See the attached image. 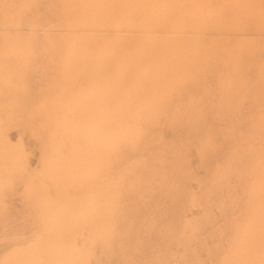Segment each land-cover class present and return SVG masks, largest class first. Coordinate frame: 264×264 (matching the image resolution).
<instances>
[{
    "label": "rangeland",
    "instance_id": "rangeland-1",
    "mask_svg": "<svg viewBox=\"0 0 264 264\" xmlns=\"http://www.w3.org/2000/svg\"><path fill=\"white\" fill-rule=\"evenodd\" d=\"M11 1L12 0H10V1L9 0H3V1L1 0V2H0V4L4 6L3 7L0 5V9L2 8L1 9L2 11H0V12L3 13V14L0 13V26L5 27V28L2 27L3 30L0 27V29H1L0 33L3 35L2 36L0 34V45H1L0 54L1 53L3 54V55L2 54L0 55V58H1L0 59V114H2V115H0V118H1L0 124L6 125L9 122L8 124L10 125V126L6 125L8 127H6L5 125L0 127L1 129H4L3 131H0V139L5 141V143H4V141H2L3 142L2 143L0 140V207H1L0 208V229L1 228L6 229V231L4 229L0 230L1 231V233H0V247H2V248H0V250H1L0 251V264H91V261H94L93 264H96V262L98 260H99L98 261L99 264L103 260L104 261L102 264H108V263L109 264H211V263L212 264H214V263H216V264H238V263L239 264H252L253 263V261H252L253 257H252V255L250 256V253L247 252V250H246L249 247L248 242H246L244 244L245 247L243 249H241V250H239L233 254L232 253L229 254V251L233 248H236V250H237V247H239V245L237 244V241H236L237 237L242 235V234H246V232L240 233V229L243 228L244 223L248 217L246 211H247V207L251 203L248 190L251 188L250 184H251L252 178H249V177L255 176L254 173L256 172V168L258 166H254V162H255L254 160L258 161V159H260V156H262V153H263V152H261V150H263V147H264V143H262V142H264V135H263L264 132L261 130L263 128L262 122H264V119H263L264 118V110H262L264 107V28H262L264 25V10L262 9V8H264L263 4L261 3L262 5L260 6V2H258L257 0H254V1L251 0L252 2L251 1L249 2L248 0H237L236 1L237 3H235V0H234L235 5L232 4V5H234L233 7H231L232 5L230 7L229 6L227 7L226 5H223L224 6L223 7L221 5V8L223 7L224 10L227 11V13L232 11L234 8V10L232 12H230L229 15L230 16L234 15L233 19L236 18V20H237V21H234V24L237 26H235L234 24H231V23H233V19L228 15L229 18L231 19V22H230L231 25H230V29L227 28V26L229 25V21H228L229 18H228V16H226L227 14H225L226 11L224 13V11H222L223 8H222V10L220 8L218 10L215 9L217 12L219 11V14L221 13V15H224V16L219 15L220 18L218 19V25L215 26L219 30L216 29V31H214L213 28L211 29L209 27L208 31H207V29L204 30V33L202 35V38H204V39H203V41H201L202 43L201 44L197 43V45L191 47V49H193L192 53H191V51H188V49H186L188 58H190L191 55L192 56L194 55L195 61H193V62L190 61V63L192 62V64H191L192 66H189V69L186 71L185 74L180 75V76H183V77H181L183 80L180 83H178L172 87V89L168 92V93H170V95L166 94V96H164L162 100L152 102V105H151L152 111L150 113L151 115L150 114L148 116L146 115L147 117H144V120H145V118H147L146 122L140 123L142 133H141V136L139 139V147H138L137 152L134 153L131 157H129V156L125 157V159H124L125 162L122 161V163L119 162L120 164L118 163V164L110 167L111 174L115 173V172L117 173V171L119 172L121 170V167H122V169L131 167L130 171L135 176V179L137 178V176H138V178H137L136 182L134 181L132 183H129V185L126 187L125 193H123L124 196H123V194L121 195L122 202L121 201L119 202V204H118L119 207H117L115 209L114 213L112 214V216H113L112 221L114 223L113 224L114 225V227H113L114 233H113L112 237L109 239L110 245L106 247L104 230H105V223L108 219L105 217V214H104L103 201H102V195H101V185L103 183L105 170H104V166L100 165L101 153H102V146L100 145V141H101L100 135L103 133L104 128H105V125H104L102 120H104L105 108H106V106H104L105 104H104L103 96L106 93V88H102L103 92H100V89L99 90L98 89L97 90H95V89L87 90L86 88H83L84 87V86H82L84 83L83 81L86 80V77L88 79L89 76H93V74H94V71H92V70H88L89 72H87V70L75 71L76 68H78L83 61H85V57L83 59V57L81 56L80 59L76 60L74 63L72 62L73 64L71 63L72 66L70 64L69 65L70 67H68V62L66 64V62H64L62 60V57L59 60L60 53L62 52V50L66 46L65 42L74 40V37H82L81 36L82 34L85 35L84 30L82 28L75 27L78 29L73 28L75 30L71 29L72 33L67 32L65 30L66 27H63V26L58 24V19H56L57 21L54 20L55 17L59 18L60 13H62V11H63L62 10L63 7H61V5H60L62 3V0H55V1L52 0L51 2H50V0H37V1L31 0V2H30V0H26V6L22 7L21 9H19V5H20L21 0H19V1L13 0L12 2ZM53 1H54V4H53ZM58 1L61 3L59 4ZM243 1H244V4H242ZM218 2H221V4H222L224 2V0H223V2H222V0H218ZM232 2H233V0H232ZM246 2L249 4L250 3L253 4V2H254V4H255V2H258V3H256L257 5L253 4L254 6H252V4H250L251 5L250 6L248 4L246 5ZM32 3H33V5L35 4L34 6L36 8H39V9L35 10L34 9L35 7H33ZM5 4H7L8 7ZM57 4H58V6H54ZM242 5H244V6H242ZM258 5L261 8V11H262L261 14H259L258 10H260V8H258ZM50 6H51V8H50ZM212 6L216 7L215 3H213ZM235 6L238 7L239 9L236 8ZM246 6H249L248 9ZM53 7H54V10L52 9ZM49 8H50V10H49L50 13L48 11ZM242 8L244 11L242 10ZM252 8H254V9H252ZM30 9H32V10H30ZM251 9L255 13H253L251 11ZM5 10H7V12ZM14 10H16V12ZM24 10H26V11L24 12ZM28 10H30V11H28ZM56 10H57V12L54 13ZM237 10H239V11L241 10V11L237 12ZM245 10H246V13H245ZM31 11H32V13H31ZM45 11H47V12H45ZM222 12L224 14H222ZM243 12L245 13L244 15H242ZM24 13H26V14H24ZM37 13H39V14H37ZM238 13H239V15L237 16ZM20 14H21V16H20ZM28 14H30V15L28 16ZM31 14H34L33 17L31 16ZM35 14H36V16H35ZM50 14H51V16H50ZM53 14L56 16L54 17ZM262 14H263V16H262ZM22 16H24V17H22ZM225 17H227V18H225ZM238 18H240V19L238 20ZM34 19H35V21H34ZM47 19H48V21H47ZM49 19H50V21H49ZM21 21H22V23H21ZM23 21H25V22H23ZM54 21L56 22L57 25L54 24ZM30 22L32 24L33 23L34 24L31 25ZM2 23H3V25H2ZM50 23H51V25L52 24L53 25L52 26L49 25ZM24 25H25V27H24ZM39 25H41L42 27ZM27 26H30V27L27 28ZM31 26H33L32 27L33 29L31 28ZM233 26L237 27L238 29L237 28L233 29L232 28ZM34 27L37 29L34 30ZM46 27H48V28H46ZM50 27H52V28L50 29ZM223 27H224V30L227 28L226 29L227 31L225 30L227 33L223 30ZM241 27H244V29ZM30 28H31V30H30ZM57 28H59V29H57ZM4 29H5V31H4ZM106 29H107L106 30L107 32L104 29H100L96 34L101 36V35H105L107 33L105 36L108 39L113 35V33L111 32V30H112L111 28H106ZM228 29L231 32L228 31ZM235 29L239 32H237ZM15 30H17L18 32H20V30H21L22 32H20L21 33L20 34V33H17V31H15ZM55 30L57 32L58 31L59 32L57 33ZM7 31L9 33H7ZM10 31H12V32H10ZM23 32H24V35H22ZM60 32H61V34H59ZM64 32H65V35H64ZM81 32H83V33H81ZM102 32H105V33L103 34ZM212 32L214 34H212ZM224 32L226 34H224ZM236 32L239 34L241 32L242 36L240 37L239 34H237ZM3 33H5V34H3ZM66 33L68 34L67 36H66ZM45 34H47V35L49 34V36H47ZM58 34H59V37H62V38H59ZM76 34H78V35H76ZM254 34H256V35H254ZM8 35H9V37H8ZM15 35H17V36H15ZM21 35L23 38L21 37ZM50 35H52L53 37L52 36L50 37ZM230 35H231V37H230ZM4 36L7 39H5ZM63 36H64V38H63ZM71 36H73V37H71ZM1 37L4 39V41H3V39H1ZM56 37H58V38H56ZM236 37H238V38H236ZM95 38L97 39L98 37H95ZM244 38H246V39H244ZM9 39H10V42H9ZM58 39L60 41H58ZM47 40H49V47H51V48L48 47V41ZM45 41H47V42H45ZM56 41H58L59 44H58V42L56 43ZM26 42L27 43L30 42V44H29L30 46ZM206 42L208 44H206ZM12 43H14V44H12ZM22 43H24V44H22ZM46 43H47V45H46ZM218 43H219V45H218ZM31 44H33V46H31ZM209 44H211V45H209ZM17 45H19V46L17 47ZM44 45H45V47H44ZM10 46H12V49L10 51H6V49H8ZM53 46L55 47V50L53 49ZM28 47L32 50H30ZM206 47H208L207 50H206ZM1 48H3V49H1ZM26 48L28 51L26 50ZM57 48H59V49H57ZM45 51H46V53H45ZM4 52H5V54H4ZM6 52L8 54L9 53L10 54L8 55ZM26 53H28L29 55L31 54V56L27 55ZM18 54H19V56H18ZM23 54H25L26 57H24ZM44 54H46V55H44ZM232 54H233V57H232ZM229 55H231V56H229ZM51 56H53V59L51 58ZM54 57H55V59H54ZM227 58H229V59H227ZM6 59H8V60H6ZM11 59H13V60H11ZM14 59L17 62H15ZM23 59L26 61L28 59L29 60L27 62H25V61H23ZM1 60H2V62H1ZM21 60L23 63L19 62ZM53 60L54 61L56 60L57 63H61V65L56 63L58 65V67L60 66L59 68L54 67L55 62ZM231 60H232V62H231ZM7 61H10V62L7 63ZM222 61L225 63L223 64ZM51 62H53V63H51ZM10 63H11V65H9ZM16 63H18V65H15ZM63 63H64V65H62ZM214 63H215V66H214ZM222 65H224V66H222ZM227 65H229V66L226 67ZM28 66H30V67H28ZM222 67L224 69H222ZM230 67H232V68H230ZM12 68H14V69H12ZM67 68H68V70H67ZM20 70H21V72H20ZM225 71H226V73H225ZM15 72H17V73H15ZM206 73H208V74H206ZM77 74H79V75H77ZM222 74H224V75H222ZM85 75H86V77H85ZM219 75H222V76H219ZM180 76H178V77H180ZM178 77H176V79ZM222 77L224 79L226 77H228V78H226V80L224 81V79ZM17 79H18V81H17ZM21 79L24 81L22 82ZM64 79H66V80H64ZM218 79H220V80H218ZM12 80H14V81H12ZM217 80L219 83L217 82ZM65 81H67V82H65ZM19 82H21V84ZM208 82H210V84ZM211 82L213 85L211 84ZM53 83H54V85H53ZM71 83H73V84H71ZM202 84H204V85H202ZM226 84H228V85H226ZM1 85H3V86H1ZM49 85H52V86H50L47 90V86H49ZM218 85H220L221 88ZM159 86H158V88H159ZM215 86H216V88L218 86V88H217L218 91L221 90L220 94L217 93L218 91L216 90ZM229 86H230V88L227 89V87H229ZM3 87H5L6 90H8V91H6L5 88H3ZM25 87L28 90L25 89ZM45 88H46V90H45ZM17 89L19 91H16ZM222 89L225 92H222ZM25 90L28 93H26ZM43 90L45 91L46 94H44ZM49 90H50V92H49ZM210 91H211V93H210ZM48 92L50 94H47ZM205 92L208 94H206ZM213 92L216 94V96H218V95H221V96L224 95V96L223 97H221V96L216 97ZM18 93H20V94H18ZM102 93H103V96H102ZM23 94H27V95H23ZM227 94H229V96ZM46 95H47V99H46ZM206 95L211 96V97L208 96L211 101H213V99H214L213 104H211V101L208 100L209 99L208 97H205ZM212 95H213V97H212ZM40 96L44 97L43 100L41 99ZM167 96H169V97L167 98ZM22 97H26V98L23 99ZM48 97H50V98H48ZM220 98H223L222 100L225 103V105H224L225 108H223V106L221 107V105H223L224 103H223V101H221ZM224 99H227V100H224ZM198 100L200 103L198 102ZM219 100H220V103H218ZM203 101H205V103ZM177 102H178V104H177ZM227 102H228V104H227ZM39 103H40V105H39ZM193 103H194V105H192ZM21 104H23V105H21ZM42 104H43V106H41ZM75 104H77V105H75ZM230 104H232V105H230ZM175 105H176V107H175ZM195 105H196V107H195ZM197 105H199V107ZM217 105L221 107L220 108L221 112H219L220 109H218L219 107ZM227 105L230 106L229 107L230 109H227L228 108ZM17 106H19V108ZM25 106H28V107L25 108ZM37 106H39L37 109L39 111H35ZM40 106L42 107L44 112H42V110L40 109L41 108ZM1 107H3V108L1 109ZM5 107L9 108V109H6ZM180 107L182 109L183 108L187 109L190 107L189 110L192 108V109H194V111L196 110V112L193 113V110H190V111H192V112H190L187 109L188 112L185 111V113H184V111ZM21 108L23 111L21 110ZM173 108H175V109L172 110ZM176 108L180 109V110L177 109L179 117L176 116L177 114H174L177 112ZM197 108H200V109H197ZM30 109H33V110H30ZM78 109H79V111H78ZM1 111H3V112L5 111L7 113L4 114ZM31 111L34 114L37 112V114L34 115ZM179 111H181V112H179ZM25 112H27L29 114V116ZM15 114H18V115H15ZM41 114L43 117L41 116ZM172 114L175 115L176 118ZM189 115H190V117H189ZM219 115H221V116H219ZM1 116H3V117H1ZM8 116H10V117H8ZM20 116H22V117H20ZM96 116H97V118H96ZM167 116H169L170 119H168ZM185 117H186L187 121L185 120ZM261 117H262V119H261ZM16 118L18 119L19 122L17 121ZM182 118H184V121ZM19 119H21V120H19ZM25 119H27V120L25 121ZM30 119H32V120H30ZM38 119L40 121H38ZM176 119H178V121H176ZM9 120H11L12 122ZM29 120H30V122H29ZM35 120H37V121H35ZM67 120L68 121L74 120V124H77V134H78L79 138L76 137L75 141L72 139V144L74 146L77 145L75 147H79L78 149L80 151L83 150L82 152H86V148H87V144H86L87 140L86 139L89 136H95V135L98 136V140L95 142V146L93 147V150H95V152L97 154L96 158L99 161V166H51L49 164V160H50V158H52L51 154L58 155L61 158H64V156H62V155L71 147V146H69V143H68L70 141V139L68 141L66 140V141L60 142V140L62 139L63 133H64L63 129L68 128V125L65 123ZM90 120L94 123V125H92L93 129L91 128V129H87L84 131L82 125H86ZM221 120H222V122H221ZM20 121H22L23 123L25 122V125L27 127ZM75 121H77V122H75ZM171 121L173 124L170 123ZM179 121H181V122H179ZM188 121H190V122H188ZM2 122L3 123L5 122V123L3 124ZM95 122H96V124H95ZM168 122H169V125H168ZM175 122H177V123H175ZM28 123L30 124V126ZM37 124H39V125L36 126ZM16 125L19 127V129ZM44 125H46L47 128ZM166 125L169 126V128ZM174 125H175V129H174ZM13 126L15 128L14 132H13V130H14ZM31 126H33L35 129L34 128L31 129ZM42 126H44V127H42ZM163 126H166V127H163ZM251 126H253V127H251ZM171 127H173L174 130H172ZM12 128H13V130H12ZM30 129H31V131H29ZM36 129L38 131H36ZM8 130H9V132H8ZM16 130L19 132L16 133ZM32 130H33V132H32ZM161 130H163V131L160 132ZM20 132H22L23 136L20 134ZM30 132H32V134H30ZM8 133L9 134L11 133L9 135V137L11 136L10 138L8 136H6V135H8ZM24 133H25V135H24ZM33 134H38V135H35V138L38 139L39 141L32 139V137L34 138ZM212 134H214V135L212 136ZM80 135H81V137H80ZM21 136L24 137V139L26 140L25 142L23 141L24 139L20 140ZM28 136H31V137H28ZM207 136L209 137L210 142L208 140H206ZM250 136H252V137H250ZM38 137H40L41 139ZM58 137H59V139H57ZM152 137H154V138H152ZM156 137H157V139H156ZM249 137L251 138L252 141H250ZM203 138H205V140L208 143L206 141H204ZM6 140L9 141V142L7 141L8 144H6L7 143ZM145 140H148V141L145 142ZM157 140H160V141H157ZM154 141L156 142V144ZM230 141L232 143H230ZM239 141H241V142H239ZM244 141H246V145L248 147L244 144L245 143ZM22 142H24L25 144H22ZM35 142H36V144H34ZM157 142L158 143L160 142V143L158 144ZM205 142L210 146L208 147ZM234 142H235V144H234ZM56 143H58V145L52 153V151L50 149L52 147H54L56 145ZM203 143L205 144L206 147L203 145ZM241 143H243L245 145V147L244 146L242 147L240 145ZM21 144H22V146H21ZM39 144H41L43 147H41V145H39ZM232 144H233V146H232ZM252 144H254V145H252ZM5 145H6V147L8 145V147L4 148ZM29 145H31V146H29ZM143 145H144V147H143ZM152 145H154V146H152ZM211 145H212V147H211ZM15 146L18 147L17 150H16ZM20 146H21V148H19ZM23 146H25V147H23ZM201 146L203 148L202 151H201ZM249 146L251 149L255 147L253 150V153H254L253 157L254 158H252V156L246 155L245 157H243L239 160H232V156L235 153L240 151V149L245 151L247 148H249ZM10 147L12 149H10ZM142 147L144 148V150ZM240 147H242V148H240ZM260 147H262V148L260 149ZM23 148H24V150H23ZM187 148H189V149L192 148V151L190 149L191 156H192V153H195L196 158L194 157V155L192 156L193 158L190 156V154H189L190 151L186 152V150H188ZM250 148L247 150L248 151L251 150ZM25 151H27V152H25ZM185 153H186V155H185ZM187 153H188V156H187ZM6 154H7V156H6ZM24 154H26V156ZM198 154H200V155H198ZM39 156H40V158H39ZM184 156H186V157L183 158ZM83 157H85V155H83ZM144 157H146V158L148 157V158L146 159ZM11 159L14 160L13 166L10 164ZM32 159H33V161H32ZM132 159H138L139 161H141L142 165L144 164L146 166H144V168H142V165L141 166H125V163L127 164V162H129V160H132ZM145 159L148 160L149 163L152 161L149 164L151 169H152L151 166H153V169L150 172H149V170H150L149 165L147 164L148 161H146ZM156 160L157 161L159 160V161L157 162ZM23 163H25V164H23ZM45 163L48 164V166H42V164H45ZM31 164H33V165H31ZM153 164H155V165H153ZM22 166H24L25 168ZM160 166H162V167H160ZM216 166H218V168H220V171L217 170ZM158 167L160 168V171L157 170ZM252 167H253V170H250ZM26 168H28V169L26 170ZM39 168H41V169H39ZM61 169H62V171H61L62 173L60 172ZM144 169H146L147 171H145ZM162 169H164L163 172H161ZM91 170L93 172H91ZM39 171H40V173H39ZM139 171H141V172L145 171V172L141 173ZM25 172H29V173H25ZM151 172L152 173L154 172L153 175L151 174ZM249 173H253V174H251L253 176H250ZM11 174H13V175H11ZM142 174H143V176L144 175H147V176L143 177ZM14 175H16V176L14 177ZM20 175H24V176L20 177ZM38 175L40 176V178ZM44 175H45V177H44ZM247 175H249V176H247ZM212 176L213 177L215 176L216 178L215 177L212 178ZM219 176H223V177L227 176L226 181L224 180L222 182H219L218 181ZM33 177H35L34 180L32 179ZM189 177H191V178H189ZM185 178H187V179H185ZM35 179H36V182H35ZM139 179L143 180L144 182L143 181L141 182ZM213 179L216 180V182ZM206 180H207V182H206ZM130 181H133V180H130ZM158 181H159V183H158ZM162 181H163V183H161ZM25 182H26V184H25ZM67 182H69V183H67ZM249 182H250V184H248ZM23 183L25 186H23ZM140 183H141V185H140ZM14 185H16V186H14ZM37 185L42 186L43 189L40 187H37ZM34 186H36V187L34 188ZM140 187H142L143 189ZM160 187H162V188H160ZM22 188H25V189H22ZM19 189H22V190L20 191ZM17 190H19V191H17ZM30 190H31V192H30ZM68 190H70V191H68ZM135 190L138 192H136ZM145 190H147V191H145ZM148 191H150V192H148ZM195 191H197V192L194 193ZM22 192H24V193H22ZM134 192H135V194H134ZM142 192H143V194H142ZM15 193H18V195L17 194L15 195ZM21 193H22V195L24 194V197L21 195ZM27 193L29 194L28 196H27ZM128 194H129V196H128ZM132 194L134 196H132ZM141 194H142V196H140ZM144 194H145V196H144ZM244 194H246V195H244ZM247 194H248V196H247ZM20 195H21L22 199H25V200H23L25 204L23 203V201H21L22 199H21ZM17 196H19L20 199L17 198ZM13 197L15 200H17V199L18 200L15 201L13 199ZM30 197H32V198H30ZM50 197H51V199H50ZM133 197H134V199H133ZM26 199H28L27 202H26ZM60 199H61V202H60ZM197 199H198V202H196ZM5 200H6V202H5ZM144 200H146V201H144ZM7 201H8V203H7ZM202 201H203V204H201ZM199 202H200V204H198ZM246 202H247V205L245 204ZM195 203H197L198 205H195ZM133 204L134 205L136 204V205L133 206ZM190 204H192V205H190ZM244 204H245V206H244ZM7 205L10 207L13 206V208L9 207L10 210H8ZM21 205H23V209L25 211L22 209ZM29 206H30V208H29ZM193 206H198V207H193ZM129 207L131 208V210ZM134 208L135 209L138 208L140 210H138V209L135 210ZM18 209H21V210L18 211ZM123 209H125V210H123ZM194 209H195V211H194ZM241 209H242V211H241ZM133 210H134V214L132 213ZM137 210H138V212H137ZM12 211H13V213H12ZM22 211H24V213ZM144 211H145V213H144ZM183 211H185V212H183ZM181 212H183V213H181ZM242 212H243V214H242ZM91 213H93V214H91ZM116 213L118 215H116ZM131 213L135 216L134 217L131 216L132 215ZM8 214L12 215V216H9ZM119 214H122V215L125 214V215L122 216ZM189 214H191V215H189ZM8 217L9 218L11 217L12 220L8 219ZM23 217H25V218L23 219ZM30 217L32 220L30 219ZM104 217H105V219H104ZM111 217H110V219H111ZM161 217H163L166 220H164L163 218L161 219ZM16 218L17 219L20 218L19 220L21 222L19 220H17ZM110 219H109V221H110ZM8 220H10L12 222L10 223V221H8ZM16 220H17V222H16ZM22 220H23V222H22ZM28 220L30 222H28ZM118 220H119V222H118ZM120 220H122V222ZM159 220H161V221H159ZM186 220H187V222H186ZM131 221H133V222H131ZM137 221H138V223H137ZM155 221H157V222H155ZM231 221H234V223ZM31 222L33 225L31 224ZM158 222H161V223L158 224ZM186 223H188V224L186 225ZM226 223L228 225L227 228H229V225L231 227L232 224H233V226H232L233 228L224 229V227L227 226ZM4 224H6V225H4ZM23 224H24V226H23ZM28 224L30 226L32 225L31 228H29L30 226ZM161 224H162V226H159ZM12 225H14V226L12 227ZM130 225H131V229L128 228ZM134 225H135V227H134ZM33 226H35V227H33ZM184 226L190 227V228H186ZM116 227H117V229H116ZM22 228H23V230H22ZM27 228L29 231L26 232ZM127 228H128V230H127ZM180 228H182V229L180 230ZM183 228H186V229H184L185 233H184ZM24 229H26V230H24ZM188 229H190V232L189 231L186 232ZM230 229H231V231H230ZM2 230H3V232H2ZM33 230H34V232H33ZM115 230H116V232H115ZM130 230H132V231L130 232ZM232 230L235 231L236 234H234V232ZM4 231H5V233H4ZM84 231L86 233H84ZM138 231H140V232H138ZM181 231L183 234L181 233ZM23 232H25V233H23ZM179 232H180V234H179ZM10 233H11V235H10ZM18 233H20V234H18ZM21 233H23V234H21ZM12 234H14V236ZM87 235H89V236H87ZM194 235H195V237H194ZM5 236H6V238H5ZM23 236H24V238H22ZM230 236H231V238L234 236V238H232L233 241L230 240L231 239ZM18 237H20L22 240L24 239V241H22L20 238L18 239ZM75 237L78 239H75ZM80 237L82 239H84V241L86 240L85 244L83 241H81L82 239ZM88 237H90V238H88ZM14 238H16V239H14ZM60 239H62V240H60ZM16 240H18V241H16ZM5 241H7V242L5 243ZM229 241H231V242H229ZM19 242H20V244H19ZM129 243H131V246ZM32 244H34V245L32 246ZM89 245H91V246H89ZM4 246H6V247H4ZM95 246L100 247L101 249L96 248ZM110 247H111V249H110ZM78 248H80V249H78ZM81 248L83 251L81 250ZM179 248H180V250H179ZM225 248H226V250H225ZM161 250H163V251H161ZM65 251H66V253H65ZM101 251H103V252H101ZM98 253H99V255H98ZM181 253H182V255H181ZM217 253H219V254H217ZM100 254H101V257H100ZM113 254H114V256H113ZM173 254H176V255L173 256ZM219 256H220V258H219ZM95 257L97 258L96 260H95ZM163 257H164V259H163ZM89 259L91 261H89ZM221 260H223V261H221ZM217 261H218V263H217ZM105 262H108V263H105Z\"/></svg>",
    "mask_w": 264,
    "mask_h": 264
},
{
    "label": "bare ground",
    "instance_id": "bare-ground-1",
    "mask_svg": "<svg viewBox=\"0 0 264 264\" xmlns=\"http://www.w3.org/2000/svg\"><path fill=\"white\" fill-rule=\"evenodd\" d=\"M3 1V0H2ZM10 1V0H9ZM13 1V0H12ZM11 1V2H12ZM19 1V0H17ZM34 1H37V0H34ZM52 0H50L51 2ZM55 1V0H54ZM54 1H53V4H54ZM237 0H235V3ZM249 2L251 0H248ZM254 1V0H253ZM258 2H260V6L263 4L264 6V0H257ZM262 1V2H261ZM1 2V0H0ZM5 2V1H4ZM15 2V1H14ZM31 2V0H30ZM59 2V1H58ZM57 2V3H58ZM223 2V0H222ZM240 2V1H239ZM252 2V1H251ZM258 2H253L254 5H257L256 3ZM8 3V2H7ZM61 2H59L60 4ZM215 3V6L216 7H213L212 4ZM262 3V4H261ZM232 4H234V0L232 2V0H224V2L221 4V2H218V0H62V3L60 4L61 7H63V11L62 13H60V16L59 18H56L54 15V20L58 19V24L63 26V27H66L65 30L67 32H71V29L75 28V27H79V28H82L84 30V34H82L81 36L82 37H74V40L72 41H68V42H65V47L64 49L62 50V52L60 53V56H59V60L60 58L62 57V60L64 62H68V67H70L69 65L73 62H75L76 60L80 59V57L82 56L83 59L85 57V61H83L81 63V65L76 68L75 71H78V70H87V72H89L88 70H92L94 71V74L93 76H89L88 79L86 77V80H84L83 82V85L84 86L83 88H86L87 90H90V89H95V90H99L100 89V92H103L102 88H106V95L104 94L103 96V93H102V96L104 98V106H106L105 108V116H104V120L103 123L105 125V128H104V131L103 133L100 135L101 137V141H100V145L102 146V153H101V160H100V165L101 166H104V170H105V173H104V178H103V183L101 185V195H102V201H103V210H104V214H105V217L108 219L105 223V230H104V237H105V245L106 247L110 245L109 243V239L112 237L113 233H114V223L112 221V214L114 213L115 209L118 206L119 202L121 200V195L123 193H125V190H126V187L129 185V183H132V182H136L137 181V178H138V174L136 175L137 178L135 179V176L133 175V173L130 171V168L131 167H128V168H125V169H122L121 167V170L118 172L117 170V173H112L111 174V170H110V167L111 166H114L116 164H118L119 162L122 163V161H124L125 157L129 156L131 157L134 153L137 152L138 150V147H139V139H140V136H141V133H142V129H141V124L142 122H146V119L144 120V117H147L150 113H151V105H152V102L154 101H159V100H162L164 96H166V94H169L168 93L173 86H175L176 84L180 83L183 79L181 77L183 76H180V75H183L186 73V71L189 69V66H192V62L195 61L194 59V55L190 58H188V55H187V50L188 51H191V53L193 52V49H191V47L197 45V43L201 44L203 41L204 38H202V35L204 33V30L207 29L208 31V28L210 27L211 29L213 28L214 31H216V28L215 26L218 25V19L220 18V16H224V15H221V13L219 14V11L217 12L216 10H218L219 8L222 10V8L224 7L223 5H226L227 7L231 6ZM239 4V3H238ZM242 4H244V1L242 2ZM250 5L252 3H247L246 2V5ZM252 4V6H254ZM1 5V4H0ZM7 5V4H5ZM10 5V4H9ZM33 5V3H32ZM35 5V4H34ZM33 5V7H35ZM59 5V6H60ZM221 5L223 6L221 8ZM235 5V4H234ZM234 5H232L231 7H233ZM241 5V4H240ZM3 6V5H1ZM17 6V5H16ZM26 6V0H21L20 1V5H19V9H21L22 7ZM54 6H58L57 5H54ZM244 6V5H242ZM251 6V5H250ZM260 6L258 5V8H260ZM262 6V7H263ZM4 7V6H3ZM8 7V5H7ZM38 7V6H37ZM41 7V6H40ZM236 7V6H235ZM247 9L249 6H246ZM256 7V6H255ZM254 7V8H255ZM51 8V6H50ZM50 8L48 9V11L50 10ZM59 8V7H58ZM238 8V7H236ZM252 8V9H254ZM257 8V7H256ZM255 8V9H256ZM2 9V8H1ZM0 9V11H2ZM33 9V8H32ZM30 9V10H32ZM35 10L39 9V8H34ZM54 10V7L52 8ZM57 9V8H56ZM216 9V10H215ZM239 9V8H238ZM246 9V10H247ZM251 9V11H252ZM264 10V8H262ZM28 10V11H30ZM220 10V11H221ZM228 10V9H227ZM234 10V8H233ZM232 10V11H233ZM243 10V8H242ZM246 10H245V13H246ZM258 10V9H257ZM4 11V10H3ZM7 12V10H5ZM11 11V10H10ZM13 11V10H12ZM16 12V10H14ZM18 11V10H17ZM26 10H24L25 12ZM34 11V10H33ZM224 13L226 10H223ZM230 11V12H232ZM239 10H237L238 12ZM241 11V10H240ZM239 11V12H240ZM244 11V10H243ZM256 11V10H255ZM259 11V14H261V8ZM23 12V11H22ZM36 12V11H35ZM47 12V11H45ZM52 12V11H51ZM57 10L54 12L56 13ZM230 12L226 13L227 14L226 16H228L230 14ZM236 12V11H235ZM234 12V13H235ZM236 12V13H237ZM253 12V11H252ZM1 13V12H0ZM5 13V12H4ZM30 13V12H29ZM32 13V11H31ZM34 13V12H33ZM50 13V11H49ZM48 13V14H49ZM222 12V14H224ZM235 13V14H236ZM243 12L242 15L245 14ZM248 13V12H247ZM255 13V12H253ZM3 14V13H1ZM8 14V13H7ZM26 14V13H24ZM39 14V13H37ZM59 14V13H58ZM233 14V13H232ZM251 14V13H250ZM258 14V13H257ZM258 14V15H259ZM12 15V14H11ZM30 14H28L29 16ZM34 14H31V16L33 17ZM220 15V16H219ZM239 15V13L237 14V16ZM6 16V15H5ZM18 16V15H17ZM16 16V17H17ZM21 16V14H20ZM19 16V17H20ZM36 16V14H35ZM51 16V14H50ZM49 16V17H50ZM230 16V15H229ZM228 16V18H229ZM233 16H230L232 19H233ZM263 16V14H262ZM4 17V16H3ZM24 17V16H22ZM6 18V17H5ZM4 18V19H5ZM35 18V17H34ZM52 18V19H53ZM227 18V17H225ZM235 18V17H234ZM241 18V17H240ZM238 18V20L240 19ZM14 19V18H13ZM17 19V18H16ZM25 19V18H24ZM33 19V18H32ZM38 19V18H37ZM242 19V18H241ZM2 20V19H1ZM12 20V19H11ZM40 20V19H39ZM38 20V21H39ZM5 21V20H4ZM10 21V20H9ZM35 21V19H34ZM37 21V20H36ZM48 21V19H47ZM46 21V22H47ZM50 21V19H49ZM57 21V20H56ZM229 21V25L227 26V28L230 29V25L231 24H234V21H237L236 18L233 19V23L230 24L231 22V19L229 18L228 19ZM25 22V21H23ZM29 22V21H28ZM27 22V23H28ZM244 22V21H243ZM242 22V23H243ZM4 23V22H3ZM2 23V25H3ZM17 23V22H16ZM22 23V21H21ZM237 23V22H236ZM25 24V23H24ZM31 25H33L31 22H30ZM29 24V25H30ZM40 24V23H39ZM54 24H56V22L54 21ZM18 25V24H17ZM51 25V23L49 24ZM53 25V24H52ZM51 25V26H52ZM235 25V24H234ZM23 26V25H22ZM41 26V25H39ZM237 26V25H235ZM1 29L3 30L2 27L4 26H0ZM10 27V26H9ZM14 27V26H13ZM17 27V26H16ZM21 27V26H20ZM25 27V25H24ZM30 26H27V28H29ZM33 26H31L32 28ZM36 27V26H35ZM34 27V30L37 29ZM42 27V26H41ZM54 27V26H53ZM59 27V26H58ZM62 27V28H63ZM5 28V27H4ZM8 28V27H7ZM15 28V27H14ZM30 28V30H31ZM39 28V27H38ZM48 28V27H46ZM52 27H50L51 29ZM106 28H111V32L113 33V35L110 37V38H106V34L105 35H97L96 33L100 30V29H104L105 31L107 30ZM226 28V29H227ZM233 29L234 28H237V27H232ZM231 28V29H232ZM244 29V27H241ZM264 28V25L263 27ZM0 29V30H1ZM19 29V28H18ZM23 29V28H22ZM26 29V28H25ZM33 29V28H32ZM43 29V28H42ZM45 29V28H44ZM55 29V28H54ZM53 29V30H54ZM59 29V28H57ZM64 29V28H63ZM75 29H78V28H75ZM73 29V30H75ZM225 29V30H226ZM228 29V31H230ZM238 29V28H237ZM14 30V29H13ZM29 30V29H28ZM72 30V31H73ZM219 30V29H218ZM223 30H224V27H223ZM224 30V31H225ZM236 30V29H235ZM5 31V29H4ZM9 31V30H8ZM7 31V33H9ZM17 31V30H15ZM37 31V30H36ZM41 31V30H40ZM46 31V30H45ZM56 31V30H55ZM63 31V30H62ZM78 31V30H77ZM76 31V32H77ZM227 31V30H226ZM225 31V32H226ZM237 31V30H236ZM12 32V31H10ZM20 32H22L20 30ZM17 31V33H20ZM33 32V31H32ZM35 32V31H34ZM51 32V31H50ZM53 32V31H52ZM57 32V31H56ZM59 32V31H58ZM57 32V33H58ZM107 32V31H106ZM224 32V34H226ZM231 32V31H230ZM233 32V31H232ZM239 32V31H237ZM236 32V33H237ZM244 32V31H243ZM242 32V33H243ZM260 32V31H259ZM16 33V32H15ZM72 33V32H71ZM70 33V34H71ZM83 33V32H81ZM103 34L105 32H102ZM211 33V32H210ZM234 33V32H233ZM245 33V32H244ZM262 33V32H261ZM1 34V33H0ZM5 34V33H3ZM21 34V33H20ZM19 34V35H20ZM52 34V33H51ZM55 34V33H54ZM61 34V32L59 33ZM59 34H58V37H59ZM63 34V33H62ZM79 34V33H78ZM76 34V35H78ZM212 34H214L212 32ZM239 34V33H237ZM241 34V32H240ZM239 36L241 37L242 34ZM248 34V33H247ZM246 34V35H247ZM259 34V33H258ZM2 35V34H1ZM14 35V34H13ZM24 35V32L23 34ZM21 35V37H22ZM26 35V34H25ZM47 35V34H45ZM64 35H65V32H64ZM68 34L66 33V36ZM74 35V34H73ZM245 35V34H244ZM256 35V34H254ZM260 35V34H259ZM3 36V35H2ZM11 36V35H10ZM17 36V35H15ZM27 36V35H26ZM39 36V35H38ZM49 36V34L47 35ZM52 35H50L51 37ZM61 36V35H60ZM109 36V35H108ZM212 36V35H211ZM225 36V35H224ZM233 36V35H232ZM9 37V35H8ZM33 37V36H32ZM53 37V36H52ZM56 37V38H58ZM73 37V36H71ZM95 37H98L97 39ZM231 37V35H230ZM248 37V36H247ZM5 38V36H4ZM17 38V37H16ZM20 38V37H19ZM23 38V37H22ZM21 38V39H22ZM55 38V37H54ZM59 38H62V37H59ZM64 38V36H63ZM95 38V39H94ZM207 38V37H206ZM238 38V37H236ZM1 39H3L1 37ZM7 39V38H5ZM11 39V38H10ZM10 39H9V42H10ZM25 39V38H24ZM23 39V40H24ZM71 39V38H70ZM69 39V40H70ZM232 39V38H231ZM234 39V38H233ZM246 39V38H244ZM19 40V39H18ZM26 40V39H25ZM24 40V41H25ZM34 40V39H33ZM50 40V39H49ZM49 40L48 41V47H49ZM53 40V39H52ZM64 40V39H63ZM223 40V39H222ZM228 40V39H227ZM240 40V39H239ZM4 41V39H3ZM7 41V40H6ZM22 41V40H21ZM28 41V40H27ZM45 41V42H47ZM55 41V40H54ZM58 41H60L58 39ZM56 41V43L58 42ZM241 41V40H240ZM2 42V41H1ZM232 42V41H231ZM27 43V42H26ZM33 43V42H32ZM55 43V44H56ZM62 43V42H61ZM221 43V42H220ZM224 43V42H223ZM226 43V42H225ZM3 44V43H2ZM14 44V43H12ZM17 44V43H16ZM24 44V43H22ZM28 45L30 44L27 43ZM59 44V42H58ZM57 44V45H58ZM206 44H208L206 42ZM8 45V44H7ZM47 45V43H46ZM56 45V46H57ZM63 45V44H62ZM211 45V44H209ZM219 45V43H218ZM217 45V46H218ZM19 45H17L18 47ZM22 46V45H21ZM30 46V45H29ZM31 46H33V44H31ZM43 46V45H42ZM51 46V45H50ZM200 46V45H199ZM231 46V45H230ZM1 47V45H0ZM45 47V45H44ZM58 47V46H57ZM209 47V46H208ZM206 47V50L207 48ZM216 47V46H215ZM25 48V47H24ZM29 48V47H28ZM51 48V47H49ZM60 48V47H59ZM57 48V49H59ZM3 49V48H1ZM12 49V46H10L8 49H6V51H10ZM30 49V48H29ZM44 49V48H43ZM53 49L55 50V47L53 46ZM25 50V49H24ZM27 50V48H26ZM32 50V49H30ZM2 51V50H1ZM18 51V50H17ZM28 51V50H27ZM42 51V50H41ZM48 51V50H47ZM53 51V50H52ZM195 51V50H194ZM214 51V50H213ZM3 52V51H2ZM57 52V51H56ZM59 52V51H58ZM215 52V51H214ZM220 52V51H219ZM7 53V52H6ZM46 53V51H45ZM53 53V52H52ZM2 54V53H1ZM0 54V55H1ZM5 54V52H4ZM8 54V53H7ZM10 54V53H9ZM8 54V55H9ZM14 54V53H13ZM27 55H29L28 53H26ZM194 54V53H193ZM3 55V54H2ZM46 55V54H44ZM50 55V54H49ZM5 56V55H4ZM12 56V55H11ZM14 56V55H13ZM19 56V54H18ZM17 56V57H18ZM24 57L25 54H23ZM31 56V54L29 55ZM231 56V55H229ZM2 57V56H1ZM28 57V56H27ZM33 57V56H32ZM56 57V56H55ZM54 57V59H55ZM232 57H233V54H232ZM6 58V57H5ZM11 58V57H10ZM14 58V57H13ZM19 58V57H18ZM17 58V59H18ZM30 58V57H29ZM51 58L53 59V56H51ZM57 58V57H56ZM188 58V59H187ZM224 58V57H223ZM231 58V57H230ZM1 59V58H0ZM9 59V58H8ZM6 59V60H8ZM206 59V58H205ZM229 59V58H227ZM10 60V59H9ZM13 60V59H11ZM29 60V59H28ZM27 60V61H28ZM32 60V59H31ZM61 60V61H62ZM15 61V59H14ZM23 61L27 62L26 60L23 59ZM50 61V60H49ZM54 61V60H53ZM190 61H192L190 63ZM2 62V60H1ZM6 62V61H5ZM10 62V61H7V63ZM13 62V61H12ZM17 62V61H15ZM19 62H22L19 61ZM55 62V66L54 67H58L57 64L61 65V63H57L56 60L54 61ZM85 62V63H84ZM223 62V61H222ZM232 62V60H231ZM6 63V64H7ZM23 63V62H22ZM49 63V62H48ZM53 63V62H51ZM57 63V64H56ZM72 63V64H73ZM79 63V64H80ZM190 63V64H189ZM225 62H223L224 64ZM32 64V63H31ZM71 64V66H72ZM78 64V65H79ZM217 64V63H216ZM228 64V63H227ZM11 65V63L9 64ZM15 65H18V63H16ZM57 65V66H56ZM64 65V63L62 64ZM106 65V66H105ZM213 65V64H212ZM105 66V67H104ZM210 66V65H209ZM214 66H215V63H214ZM217 66V65H216ZM224 66V65H222ZM229 65H227L226 67H228ZM18 67V66H17ZM30 67V66H28ZM62 67V66H61ZM104 67V68H103ZM213 67V66H212ZM63 68V67H62ZM198 68V67H197ZM232 68V67H230ZM8 69V68H7ZM14 69V68H12ZM16 69V68H15ZM24 69V68H23ZM104 69V70H103ZM192 69V68H191ZM195 69V68H194ZM222 69H224L222 67ZM11 70V69H10ZM55 70V69H54ZM63 70V69H62ZM68 70V68H67ZM72 70V69H71ZM220 70V69H219ZM13 71V70H12ZM16 71V70H15ZM26 71V70H25ZM193 71V70H192ZM21 72V70H20ZM54 72V71H53ZM56 72V71H55ZM69 72V71H68ZM86 72V71H85ZM215 72V71H214ZM213 72V73H214ZM218 72V71H217ZM17 73V72H15ZM29 73V72H28ZM74 73V72H73ZM76 73V72H75ZM212 73V72H211ZM226 73V71H225ZM224 73V74H225ZM230 73V72H229ZM228 73V74H229ZM89 74V73H88ZM208 74V73H206ZM216 74V73H215ZM219 74V73H218ZM222 74V75H224ZM16 75V74H15ZM79 75V74H77ZM191 75V74H190ZM222 75H219V76H222ZM21 76V75H20ZM55 76V75H54ZM53 76V77H54ZM72 76V75H71ZM180 76V77H178ZM192 76V75H191ZM208 76V75H207ZM206 76V77H207ZM210 76V75H209ZM212 76V75H211ZM214 76V75H213ZM231 76V75H230ZM19 77V76H18ZM22 77V76H21ZM52 77V78H53ZM67 77V76H66ZM176 77H178L176 79ZM25 78V77H24ZM55 78V77H54ZM208 78V77H207ZM220 78V77H219ZM223 78V77H222ZM228 78V77H226ZM226 78L224 79V81L226 80ZM51 79V78H50ZM56 79V78H55ZM78 79V78H77ZM216 79V78H215ZM54 80V79H53ZM63 80V79H62ZM66 80V79H64ZM213 80V79H212ZM220 80V79H218ZM217 80V82H218ZM4 81V80H3ZM14 81V80H12ZM18 81V79H17ZM21 81L23 82L24 80L21 79ZM78 81V80H77ZM50 82V81H49ZM53 82V81H52ZM67 82V81H65ZM216 82V83H217ZM21 84V82H19ZM80 83V82H79ZM210 84V82H208ZM207 83V84H208ZM219 83V82H218ZM229 83V82H228ZM19 84V85H20ZM73 84V83H71ZM212 84V82H211ZM215 84V83H214ZM11 85V84H10ZM23 85V84H22ZM54 85V83H53ZM160 85V86H159ZM204 85V84H202ZM213 85V84H212ZM217 85V84H216ZM228 85V84H226ZM3 86V85H1ZM52 86V85H49L47 86V90L48 88ZM78 86V85H77ZM159 86V88H158ZM211 86V85H210ZM220 88L221 86L218 85ZM217 86V88H218ZM231 86V85H230ZM227 87V89L230 88ZM7 87V86H6ZM11 87V86H10ZM20 87V86H19ZM66 87V86H65ZM71 87V86H70ZM205 87V86H204ZM232 87V86H231ZM2 88V87H1ZM5 88V87H3ZM17 88V87H16ZM216 88V86H215ZM216 88V90H217ZM219 88V89H220ZM20 89V88H19ZM25 89H27L25 87ZM69 89V88H68ZM174 89V88H173ZM203 89V88H202ZM4 90V89H3ZM6 90V88H5ZM14 90V89H13ZM28 90V89H27ZM46 90V88H45ZM76 90V89H75ZM78 90V89H77ZM81 90V89H80ZM226 90V89H225ZM231 90V89H230ZM8 91V90H6ZM16 91H19L18 89ZM26 91V90H25ZM69 91V90H68ZM218 91V90H217ZM216 91V92H217ZM221 91V90H220ZM220 91H218L217 93L220 94ZM227 91V90H226ZM21 92V91H20ZM44 94L45 91L43 90ZM50 92V90H49ZM47 93V94H50V93ZM222 92H225L223 91L222 89ZM221 92V93H222ZM26 93H28L26 91ZM72 93V92H71ZM93 93V92H92ZM98 93V92H97ZM206 93V92H205ZM211 93V91H210ZM214 93V92H213ZM20 94V93H18ZM70 94V93H69ZM173 94V93H172ZM208 94V93H206ZM215 94V93H214ZM213 94V95H214ZM223 94V93H222ZM12 95V94H11ZM23 95H27V94H23ZM22 95V96H23ZM98 95V94H97ZM212 95V97H213ZM229 96V94H227ZM50 96V95H49ZM57 96V95H56ZM209 96V95H208ZM207 95L205 97H208ZM216 96V94H215ZM221 95H218L216 97H219ZM224 95H222L221 97H223ZM11 97V96H10ZM19 97V96H18ZM28 97V96H27ZM41 97V96H40ZM63 97V96H62ZM66 97V96H65ZM169 96H167L168 98ZM211 97V96H209ZM208 97V98H209ZM7 98V97H6ZM23 99L26 98V97H22ZM44 97H41V99L43 100ZM50 98V97H48ZM46 99H47V95H46ZM45 99V100H46ZM64 99V98H63ZM96 99V98H95ZM221 101H223L222 99L223 98H220ZM228 99V98H227ZM227 99H224V100H227ZM40 100V99H39ZM71 100V99H70ZM90 100V99H89ZM175 100V99H174ZM204 100V99H203ZM207 100V99H206ZM205 100V101H206ZM210 100V98L208 99ZM207 100V101H208ZM21 101V100H20ZM48 101V100H47ZM100 101V100H99ZM205 101H203L205 103ZM206 101V102H207ZM211 101V100H210ZM214 101V99H213ZM213 101H211V104H213ZM218 101V100H217ZM216 101V102H217ZM13 102V101H12ZM199 102V100H198ZM231 102V101H230ZM67 103V102H66ZM75 103V102H74ZM89 103V102H88ZM157 103V102H156ZM196 103V102H195ZM200 103V102H199ZM203 103V104H204ZM209 103V102H208ZM220 103V100L219 102ZM217 103V104H218ZM224 103V101H223ZM28 104V103H27ZM45 104V103H44ZM100 104V103H99ZM178 104V102H177ZM183 104V103H182ZM222 104V103H221ZM228 104V102H227ZM10 105V104H9ZM23 105V104H21ZM40 105V103H39ZM77 105V104H75ZM181 105V104H180ZM190 105V104H189ZM194 105V103L192 104ZM191 105V106H192ZM225 103L223 105H221V107L223 106L224 107ZM232 105V104H230ZM43 106V104L41 105ZM40 106V107H41ZM84 106V105H83ZM91 106V105H90ZM182 106V105H181ZM199 107V105H197ZM218 106V105H217ZM216 106V107H217ZM19 108V106H17ZM28 107V106H25V108ZM30 107V106H29ZM39 106L36 107L35 111H39L37 110ZM92 107V106H91ZM176 107V105H175ZM193 107V106H192ZM196 107V105H195ZM201 107V106H200ZM220 109L221 107L218 106ZM227 109H230L229 105H227ZM3 107H1L2 109ZM6 108V107H5ZM35 108V107H34ZM76 108V107H75ZM181 108V107H180ZM190 108V107H189ZM189 108H187L189 110ZM211 108V107H210ZM6 109H9V108H6ZM29 109V108H28ZM27 109V110H28ZM43 111L42 107L40 108ZM87 109V108H86ZM103 109V108H102ZM175 108H173L172 110H174ZM179 109V108H176V110ZM182 109V108H181ZM187 109H182L185 113V111H187ZM197 109H200V108H197ZM15 110V109H14ZM22 110V108H21ZM30 110H33V109H30ZM71 110V109H70ZM75 110V109H74ZM180 110V109H179ZM190 110H193V113L196 112V110L194 111V109H190ZM189 110V111H190ZM259 110V109H258ZM264 110V107L263 109ZM261 110V111H262ZM16 111V110H15ZM19 111V110H18ZM23 111V110H22ZM21 111V112H22ZM54 111V110H53ZM79 111V109H78ZM218 111V110H217ZM3 112V111H1ZM32 112V111H31ZM61 112V111H60ZM74 112V111H73ZM94 112V111H93ZM170 112V111H169ZM181 112V111H179ZM188 112V111H187ZM192 112V111H190ZM221 112V109L220 111ZM223 112V111H222ZM227 112V111H226ZM4 114H6L7 112H3ZM23 113V112H22ZM21 113V114H22ZM27 113V112H25ZM33 113V112H32ZM71 113V112H70ZM148 113V114H147ZM183 113V114H184ZM192 113V114H193ZM34 114V113H33ZM37 114V112L35 113ZM34 114V115H35ZM40 114V113H39ZM63 114V113H62ZM82 114V113H81ZM89 114V113H88ZM166 114V113H165ZM174 114H177L176 116L179 117L178 115V110L176 113ZM187 114V113H186ZM227 114V113H226ZM2 115V114H0ZM15 115H18V114H15ZM27 115L29 116V114L27 113ZM26 115V116H27ZM44 115V114H43ZM47 115V114H46ZM147 115V116H146ZM151 115V114H150ZM162 115V114H161ZM169 115V114H168ZM173 115V114H172ZM13 116V115H12ZM27 116V117H28ZM42 116V114H41ZM164 116V115H163ZM171 116V115H170ZM175 118L176 116L173 115ZM221 116V115H219ZM3 117V116H1ZM10 117V116H8ZM15 117V116H14ZM22 117V116H20ZM26 117V118H27ZM43 117V116H42ZM80 117V116H79ZM166 117V116H165ZM168 119H170L169 116H167ZM172 117V116H171ZM173 117V118H174ZM177 117V118H178ZM187 117V116H186ZM186 117H185V120H186ZM190 117V115H189ZM6 118V117H5ZM32 118V117H31ZM90 118V117H89ZM97 118V116H96ZM143 120H142V119ZM194 118V117H193ZM192 118V119H193ZM1 119V118H0ZM4 119V118H3ZM17 119V118H16ZM29 119V118H28ZM37 119V118H36ZM41 119V118H40ZM93 119V118H92ZM91 119V120H92ZM172 119V118H171ZM179 119V118H178ZM178 119H176V121H178ZM181 119V118H180ZM183 121H184V118H182ZM220 119V118H219ZM251 119V118H250ZM262 119V117H261ZM264 119V118H263ZM5 120V119H4ZM21 120V119H19ZM27 119H25L26 121ZM32 120V119H30ZM29 120V122H30ZM46 120V119H45ZM89 121L86 125H82L83 127V130H87V129H91L92 128V125H94V123L92 121ZM259 120V119H258ZM2 121V120H1ZM11 121V120H9ZM18 121V119H17ZM24 121V120H23ZM37 121V120H35ZM38 121H40L38 119ZM182 121V120H181ZM179 121V122H181ZM187 121V120H186ZM194 121V120H193ZM12 122V121H11ZM19 122V121H18ZM22 122V121H20ZM34 122V121H33ZM77 122V121H75ZM81 122V121H80ZM87 122V121H86ZM163 122V121H162ZM190 122V121H188ZM222 122V120H221ZM1 123V122H0ZM3 123V122H2ZM5 123V122H4ZM3 123V124H4ZM9 123V122H8ZM6 124V125H9V124ZM14 123V122H13ZM12 123V124H13ZM23 123V122H22ZM36 123V122H35ZM43 123V122H42ZM59 123V122H58ZM67 125H68V128H65L63 129L64 133H63V136H62V139L60 140V142L62 141H68L70 139V141L68 142L69 143V146H71L62 156H64V158H61L60 156L58 155H54V154H51L52 158H50L49 160V164L51 166H99V161L98 159L96 158V152L95 150H93V147L95 146V142L98 140V136L95 135V136H89L86 140V144H87V148H86V152H82L80 151L78 148L79 147H75L77 145H73L72 144V139L75 141L76 140V137L79 138L78 134H77V124H74V120H70V121H66L65 122ZM166 123V122H165ZM172 123V121L170 122ZM177 123V122H175ZM187 123V122H186ZM185 123V124H186ZM218 123V122H217ZM11 124V125H12ZM25 125V122L23 123ZM29 124V123H28ZM96 124V122H95ZM101 124V123H100ZM173 124V123H172ZM263 124V128L261 129L263 132H264V122H262ZM1 125V124H0ZM5 125V124H4ZM4 125H1L0 127L4 126ZM5 125V126H6ZM21 125V124H20ZM39 124H37L36 126H38ZM42 125V124H41ZM54 125V124H53ZM52 125V126H53ZM164 125V124H163ZM168 125H169V122H168ZM176 125V124H175ZM175 125H174V129H175ZM213 125V124H212ZM220 125V124H219ZM10 126V125H9ZM17 126V125H16ZM23 126V125H22ZM21 126V127H22ZM26 126V125H25ZM30 126V124H29ZM28 126V127H29ZM46 126V125H44ZM42 126V127H44ZM167 126V125H166ZM166 126H163V127H166ZM173 126V125H172ZM8 127V126H6ZM18 127V126H17ZM27 127V126H26ZM81 127V128H82ZM95 127V126H94ZM162 127V128H163ZM169 128V126H167ZM177 127V126H176ZM253 127V126H251ZM255 127V126H254ZM14 128V126H13ZM12 128V130H13ZM34 127L31 126V129H33ZM47 128V126H46ZM161 128V129H162ZM172 130L173 127H171ZM260 128V127H259ZM8 129V128H7ZM19 129V127H18ZM25 129V128H24ZM31 129L29 131H31ZM35 129V128H34ZM38 129V128H37ZM36 129V131H38ZM41 129V128H40ZM93 129V128H92ZM4 129H1L0 128V131H3ZM10 130V129H9ZM8 130V132H9ZM62 130V129H61ZM171 130V131H172ZM15 131V128L13 130V132ZM28 131V132H29ZM42 131V130H41ZM163 130H161L160 132H162ZM19 132L16 130V133ZM23 132V131H22ZM22 132H20V134L22 135ZM26 132V131H25ZM33 132V130H32ZM32 132H30V134H32ZM46 132V131H45ZM6 133V132H5ZM15 133V134H16ZM36 133V132H35ZM101 133V132H100ZM259 133V132H258ZM262 133V132H261ZM260 133V134H261ZM11 134V133H10ZM8 133V136L10 135ZM87 134V133H86ZM95 134V133H94ZM190 134V133H189ZM25 135V133H24ZM29 135V134H28ZM34 135V138L32 137V139L34 140H38L35 138V135H38V134H33ZM161 135V134H160ZM164 135V134H163ZM214 134H212L213 136ZM264 135V134H263ZM23 136V135H22ZM20 138L21 139H24V137ZM224 136V135H223ZM11 137V136H10ZM9 137V138H10ZM26 137V136H25ZM28 137H31V136H28ZM81 137V135H80ZM211 137V136H210ZM252 137V136H250ZM249 137V138H250ZM256 137V136H255ZM14 138V137H13ZM40 138V137H38ZM154 138V137H152ZM160 138V137H159ZM206 138V137H205ZM205 138H203L204 141L208 140L210 142V139L209 137L207 136L206 140ZM3 139V138H2ZM41 139V138H40ZM44 139V138H43ZM59 139V137L57 138ZM157 139V137H156ZM220 139V138H219ZM1 140V139H0ZM10 140V139H9ZM13 140V139H12ZM19 140V139H18ZM31 140V139H30ZM151 140V139H150ZM162 140V139H161ZM217 140V139H216ZM215 140V141H216ZM233 140V139H232ZM4 141V140H1V142ZM8 140H6L7 142ZM24 142L26 141L25 139L23 140ZM39 141V140H38ZM148 141V140H145V142ZM156 141V140H155ZM154 141V142H155ZM157 141H160V140H157ZM212 141V140H211ZM218 141V140H217ZM216 141V142H217ZM250 141L251 138H250ZM9 142V141H8ZM8 142L6 144H8ZM13 142V141H12ZM17 142V141H16ZM24 142H22V144H25ZM30 142V141H29ZM207 142V141H206ZM205 142V143H206ZM241 142V141H239ZM245 145H246V141H244ZM3 143V142H2ZM5 143V141H4ZM14 143V142H13ZM18 143V142H17ZM158 143V142H157ZM160 143V142H159ZM158 143V144H159ZM208 143V142H207ZM206 143V144H207ZM230 143H232L230 141ZM229 143V144H230ZM252 143V142H251ZM264 143V142H262ZM10 144V143H9ZM21 144V146H22ZM33 144V143H32ZM36 144V142L34 143ZM50 144V143H49ZM152 144V143H151ZM156 144V142H155ZM154 144V145H155ZM235 144V142H234ZM243 143H241L240 145L243 147H245ZM41 145V144H39ZM58 143H56V145L54 147H52L50 150L54 151V149L57 147ZM63 145V144H62ZM152 145V146H154ZM202 145V144H201ZM203 145L205 146V144L203 143ZM202 145V146H203ZM213 145V144H212ZM211 145V147H212ZM239 145V144H238ZM254 145V144H252ZM19 146V145H18ZM21 146L19 148H21ZM26 146V145H25ZM23 146V147H25ZM31 146V145H29ZM37 146V145H36ZM146 146V145H145ZM189 146V145H188ZM201 146V151L203 150ZM207 146L209 147L210 145L207 144ZM233 146V144H232ZM236 146V145H235ZM247 146V145H246ZM260 146V145H259ZM6 147V145L4 146V148ZM8 147V145H7ZM6 147V148H7ZM16 147V150H17V146ZM28 147V146H27ZM26 147V148H27ZM35 147V146H34ZM41 147H43L41 145ZM49 147V146H48ZM144 147V145H143ZM142 147V148H143ZM190 147V146H189ZM206 147V146H205ZM204 147V148H205ZM229 147V146H228ZM231 147V146H230ZM239 147V146H238ZM240 147V148H242ZM248 147V146H247ZM246 147V148H247ZM25 148V149H26ZM40 148V147H39ZM148 148V147H147ZM250 148V146H249ZM247 148V149H249ZM255 148V147H254ZM254 148H250L251 150H241L238 151L237 153H235L233 156H232V160H239L243 157H245L246 155L248 156H252L254 155L253 153V150ZM262 147H260L261 149ZM10 149H12L10 147ZM38 149V148H37ZM85 149V148H84ZM91 149V150H90ZM188 150H186V152H189L190 149L192 151V148H187ZM230 149V148H229ZM24 150V148H23ZM90 150V151H89ZM144 150V148H143ZM222 150V149H221ZM9 151V150H8ZM29 151V150H28ZM39 151V150H38ZM191 151H190V156H191ZM200 151V152H201ZM226 151V150H225ZM252 151V152H251ZM27 152V151H25ZM24 152V153H25ZM40 152V151H39ZM44 152V151H43ZM141 152V151H140ZM139 152V153H140ZM159 152V151H158ZM236 152V151H235ZM262 153V156H260V159H258V161L254 160V166H258L256 168V172L254 173L255 176L254 177H249V178H252L251 179V184L250 182L248 184L251 185V188L248 190L249 191V198H250V205L247 207V219L244 223V226L243 228L240 229V233H244L246 232V234H242L240 236L237 237L236 241H237V244L239 245V247H237V250L236 248H233L229 251V254H233L241 249H243L245 246L244 244L246 242H248V248L246 249L247 252L250 253V256L252 255L253 257V263L252 264H264V147H263V150H261ZM37 153V152H36ZM156 153V152H155ZM11 154V153H10ZM27 154V153H26ZM26 154H24L26 156ZM29 154V153H28ZM40 154V153H39ZM151 154V153H150ZM233 154V153H232ZM251 154V155H250ZM41 155V154H40ZM83 155H85V157H83ZM157 155V154H156ZM186 155V153H185ZM194 155L195 157V153H192V156ZM200 155V154H198ZM258 155V154H257ZM7 156V154H6ZM36 156V155H35ZM138 156V155H137ZM187 156H188V153H187ZM191 156V157H192ZM14 157V156H13ZM186 156H184L183 158H185ZM20 158V157H19ZM27 158V157H26ZM32 158V157H31ZM40 158V156H39ZM146 158V157H144ZM148 158V157H147ZM146 158V159H147ZM152 158V157H151ZM150 158V159H151ZM193 158V157H192ZM196 158V157H195ZM194 158V159H195ZM145 159V160H146ZM153 159V158H152ZM190 159V158H189ZM193 159V160H194ZM29 160V159H28ZM42 160V159H41ZM144 160V159H143ZM192 160V161H193ZM33 161V159H32ZM148 161V160H146ZM157 161V160H156ZM155 161V162H156ZM159 161V160H158ZM157 161V162H158ZM195 161V160H194ZM193 161V162H194ZM19 162V161H18ZM125 162V161H124ZM123 162V163H124ZM152 162V161H151ZM150 162V163H151ZM14 160H10V164L13 166L14 164ZM38 163V162H37ZM40 163V162H39ZM119 163V164H120ZM149 161H148V165L150 164ZM220 163V162H219ZM222 163V162H221ZM225 163V162H224ZM25 164V163H23ZM36 164V163H35ZM161 164V163H160ZM33 165V164H31ZM30 165V166H31ZM141 161H139L138 159H132V160H129V162H127V164L125 163V166H141ZM155 165V164H153ZM28 166V165H27ZM26 166V167H27ZM39 166V165H38ZM42 166H48V164H42ZM144 166L146 165H142V168H144ZM166 166V165H165ZM10 167V166H9ZM24 167V166H22ZM29 167V166H28ZM41 167V166H40ZM124 167V166H123ZM152 169H153V166H151ZM155 167V166H154ZM162 167V166H160ZM217 167V170L220 171V168ZM19 168V167H18ZM25 168V167H24ZM35 168V167H34ZM118 168V167H117ZM147 168V167H146ZM149 168H150V165H149ZM214 168V167H213ZM223 168V167H222ZM228 168V167H227ZM23 169V168H22ZM28 168H26L27 170ZM36 169V168H35ZM41 169V168H39ZM79 169V168H78ZM152 169L150 168L149 172L152 171ZM215 169V168H214ZM30 170V169H29ZM32 170V169H31ZM38 170V169H37ZM110 170V171H109ZM145 171H147L146 169H144ZM156 170V169H155ZM160 171V168L158 167V169ZM156 170V171H157ZM164 169H162L161 172H163ZM223 170V169H222ZM250 170H253V167L250 169ZM3 171V170H2ZM33 171V170H32ZM62 171V169L60 170V172ZM144 171V172H145ZM14 172V171H13ZM91 172H93L91 170ZM141 172V171H139ZM143 172V171H142ZM141 172V173H142ZM143 172V173H144ZM194 172V171H193ZM217 172V171H216ZM254 172V171H253ZM3 173V172H2ZM25 173H29V172H25ZM40 173V171H39ZM62 173V172H61ZM154 173V172H153ZM153 173L151 172V174L153 175ZM159 173V172H158ZM188 173V172H187ZM186 173V174H187ZM31 174V173H30ZM140 174V173H139ZM148 174V173H147ZM150 174V175H151ZM219 174V173H218ZM228 174V173H227ZM250 176H253L251 174L253 173H249ZM13 175V174H11ZM17 175V174H16ZM14 175V177L16 176ZM27 175V174H26ZM40 175V174H39ZM38 175V176H39ZM54 175V174H53ZM21 176H24V175H20ZM33 176V175H32ZM134 176V177H133ZM143 176V174H142ZM144 176H147V175H144ZM143 176V177H144ZM156 176V175H155ZM160 176V175H159ZM249 176V175H247ZM246 176V177H247ZM45 177V175H44ZM215 177V176H214ZM212 176V178H214ZM227 177V176H226ZM226 177H223V176H219L218 177V181L219 182H222V181H226ZM35 177H33L32 179L34 180ZM40 178V176H39ZM68 178V177H67ZM183 178V177H182ZM191 178V177H189ZM188 178V179H189ZM216 178V177H215ZM155 179V178H154ZM187 179V178H185ZM15 180V179H14ZM21 180V179H20ZM23 180V179H22ZM27 180V179H26ZM130 180H133V181H130ZM140 180V179H139ZM190 180V179H189ZM214 180V179H213ZM3 181V180H2ZM16 181V180H15ZM30 181V180H29ZM46 181V180H45ZM80 181V180H79ZM141 182L143 180H140ZM216 182V180H214ZM35 182H36V179H35ZM144 182V181H143ZM207 182V180H206ZM69 183V182H67ZM152 183V182H151ZM159 183V181H158ZM163 183V181L161 182ZM175 183V182H174ZM204 183V182H203ZM26 184V182H25ZM45 184V183H44ZM50 184V183H49ZM146 184V183H145ZM144 184V185H145ZM217 184V183H216ZM18 185V184H17ZM21 185V184H20ZM141 185V183H140ZM208 185V184H207ZM214 185V184H213ZM16 186V185H14ZM22 186V185H21ZM23 186L24 183H23ZM30 186V185H29ZM94 186V185H93ZM19 187V186H18ZM36 186H34L35 188ZM37 187H40L42 188V186H38ZM45 187V186H44ZM167 187V186H166ZM196 187V186H195ZM199 187V186H198ZM142 188V187H140ZM162 188V187H160ZM194 188V187H193ZM202 188V187H201ZM9 189V188H8ZM7 189V190H8ZM22 189H25V188H22ZM22 189H19L20 191ZM43 189V188H42ZM72 189V188H71ZM143 189V188H142ZM196 189V188H195ZM16 190V189H15ZM17 190V191H19ZM160 190V189H159ZM158 190V191H159ZM197 190V189H196ZM6 191V190H5ZM10 191V190H9ZM14 191V190H13ZM70 191V190H68ZM136 191V190H135ZM147 191V190H145ZM25 192V191H24ZM22 192V193H24ZM31 192V190H30ZM44 192V191H43ZM138 192V191H136ZM150 192V191H148ZM197 191H195L194 193H196ZM21 193V195H22ZM33 193V192H32ZM180 193V192H179ZM193 193V194H194ZM18 195V193H15V195ZM26 194V193H25ZM135 194V192H134ZM143 194V192H142ZM142 194L140 196H142ZM192 194V195H193ZM8 195V194H7ZM20 195V197H21ZM29 194L27 193V196ZM246 195V194H244ZM24 197V194L22 195ZM124 196V194H123ZM126 196V195H125ZM129 196V194H128ZM132 196H134L132 194ZM145 196V194H144ZM248 196V194H247ZM47 197V196H46ZM17 198H19V196H17ZM27 198V197H26ZM32 198V197H30ZM41 198V197H40ZM48 198V197H47ZM65 198V197H64ZM140 198V197H139ZM14 199V197H13ZM12 199V200H13ZM20 199V198H19ZM22 199V197H21ZM29 199V198H28ZM26 199V202L27 200ZM34 199V198H33ZM51 199V197H50ZM134 199V197H133ZM141 199V198H140ZM209 199V198H208ZM15 200V199H14ZM13 200V201H14ZM18 200V199H17ZM15 200V201H17ZM25 199H22L21 201H23ZM70 200V199H69ZM68 200V201H69ZM207 200V199H206ZM2 201V200H1ZM65 201V200H64ZM73 201V200H72ZM146 201V200H144ZM143 201V202H144ZM195 201V200H194ZM201 201V200H200ZM204 201V200H203ZM203 201L201 204H203ZM6 202V200H5ZM60 202H61V199H60ZM71 202V201H70ZM85 202V201H84ZM198 202V199L197 201ZM8 203V201H7ZM24 203V201H23ZM37 203V202H36ZM50 203V202H49ZM55 203V202H54ZM59 203V202H58ZM57 203V204H58ZM22 204V203H21ZM25 204V203H24ZM48 204V203H47ZM51 204V203H50ZM60 204V203H59ZM72 204V203H71ZM131 204V203H130ZM138 204V203H137ZM159 204V203H158ZM157 204V205H158ZM200 204V202L198 203ZM197 203H195V205H198ZM247 205V202L245 203ZM244 204V206H245ZM4 205V204H3ZM19 205V204H18ZM34 205V204H33ZM136 205V204H135ZM133 204V206H135ZM192 205V204H190ZM241 205V204H240ZM8 206V205H7ZM22 206V209H23V205ZM20 206V207H21ZM25 206V205H24ZM55 206V205H54ZM64 206V205H63ZM70 206V205H69ZM138 206V205H137ZM143 206V205H142ZM141 206V207H142ZM156 206V205H155ZM10 206H8V210ZM56 207V206H55ZM54 207V208H55ZM87 207V206H86ZM128 207V206H127ZM193 207H198V206H193ZM192 207V208H193ZM1 208V207H0ZM10 208H13V206H11ZM16 208V207H15ZM30 208V206H29ZM57 208V207H56ZM62 208V207H61ZM77 208V207H76ZM130 208V207H129ZM191 208V209H192ZM245 208V207H244ZM72 209V208H71ZM135 209V208H134ZM138 209V208H136ZM135 209V210H136ZM196 209V208H195ZM194 209V211H195ZM240 209V208H239ZM21 210V209H18V211ZM24 210V209H23ZM61 210V209H60ZM118 210V209H117ZM125 210V209H123ZM131 210V208H130ZM140 210V209H138ZM137 210V212H138ZM198 210V209H197ZM196 210V211H197ZM17 211V210H16ZM25 211V210H24ZM24 211H22L24 213ZM30 211V210H29ZM59 211V210H58ZM101 211V210H100ZM146 211V210H145ZM144 211V213H145ZM177 211V210H176ZM202 211V210H201ZM242 211V209H241ZM11 212V211H10ZM9 212V213H10ZM65 212V211H64ZM119 212V211H118ZM124 212V211H123ZM185 212V211H183ZM181 212V213H183ZM200 212V211H199ZM198 212V213H199ZM244 212V211H243ZM242 212V214H243ZM13 213V211H12ZM26 213V212H25ZM120 213V212H119ZM132 213L134 214V210L132 211ZM131 213V214H132ZM162 213V212H161ZM93 214V213H91ZM131 215V216H135V215ZM193 214V213H192ZM197 214V213H196ZM9 215V214H8ZM21 215V214H20ZM53 215V214H52ZM116 215H118L116 213ZM119 215H122V214H119ZM125 214H123L122 216H124ZM177 215V214H176ZM187 215V214H186ZM191 215V214H189ZM9 216H12V215H9ZM23 216V215H22ZM25 216V215H24ZM38 216V215H37ZM112 216V217H111ZM139 216V215H138ZM137 216V217H138ZM7 217V216H6ZM104 217V219H105ZM111 217V219H110ZM127 217V216H126ZM165 217V216H164ZM241 217V216H240ZM13 218V217H12ZM25 217H23L24 219ZM119 218V217H118ZM132 218V217H131ZM163 217H161L162 219ZM8 219L12 220L11 217ZM17 219V218H16ZM20 218H18L17 220H19ZM22 219V218H21ZM27 219V218H26ZM25 219V220H26ZM31 219V217H30ZM62 219V218H61ZM99 219V218H98ZM110 219V221H109ZM115 219V218H114ZM164 219V218H163ZM237 219V218H236ZM8 220V221H10ZM16 220V222H17ZM32 220V219H31ZM133 220V219H132ZM138 220V219H137ZM166 220V219H164ZM188 220V219H187ZM186 220V222H187ZM20 221V220H19ZM95 221V220H94ZM117 221V220H116ZM122 222V220H120ZM136 221V220H135ZM161 221V220H159ZM235 221V220H234ZM234 221H231L234 223ZM12 221H10L11 223ZM21 222V221H20ZM23 222V220H22ZM25 222V221H24ZM28 222H30L28 220ZM33 222V221H32ZM31 222V224H32ZM119 222V220H118ZM133 222V221H131ZM157 222V221H155ZM230 222V223H231ZM19 223V222H18ZM64 223V222H63ZM117 223V222H116ZM138 223V221H137ZM161 222H158V224H160ZM20 224V223H19ZM26 224V223H25ZM30 224V223H29ZM28 224V225H29ZM133 224V223H132ZM157 224V225H158ZM188 223H186L187 225ZM6 225V224H4ZM3 225V226H4ZM15 225V224H14ZM12 225V227L14 226ZM33 225V224H32ZM31 225V226H32ZM118 225V224H117ZM116 225V226H117ZM227 225V223H226ZM24 226V224H23ZM22 226V227H23ZM30 226V225H29ZM31 226L29 228H31ZM159 226H162L159 225ZM233 226V224H232ZM230 227L229 225V228H233V227ZM18 227V226H17ZM28 227V226H27ZM35 227V226H33ZM88 227V226H87ZM135 227V225H134ZM139 227V226H138ZM186 227V226H184ZM226 227V228H225ZM224 229H229L227 228V226H225ZM21 228V227H20ZM53 228V227H52ZM131 229V225L128 227ZM127 228V230H128ZM186 228H190V227H186ZM186 228H183L186 229ZM195 228V227H194ZM1 229H4V228H1ZM0 229V230H1ZM19 229V228H18ZM33 229V228H32ZM36 229V228H35ZM85 229V228H84ZM88 229V228H87ZM117 229V227H116ZM121 229V228H120ZM157 229V228H156ZM182 228H180L181 230ZM6 231V229H4ZM23 230V228H22ZM26 230V229H24ZM139 230V229H138ZM234 230V229H233ZM232 230V231H233ZM4 231V233H5ZM10 231V230H9ZM29 231L28 228L26 230V232ZM73 231V230H72ZM126 231V230H125ZM132 230H130L131 232ZM171 231V230H170ZM190 232V229H188L186 232ZM216 231V230H215ZM229 231V230H228ZM231 231V229H230ZM3 232V230H2ZM11 232V231H10ZM34 232V230H33ZM116 232V230H115ZM119 232V231H118ZM140 232V231H138ZM176 232V231H175ZM234 234L235 231H233ZM1 233V231H0ZM17 233V232H16ZM25 233V232H23ZM21 233V234H23ZM84 233H86L84 231ZM83 233V234H84ZM125 233V232H124ZM182 233V231H181ZM184 233H185V230H184ZM192 233V232H191ZM7 234V233H6ZM5 234V235H6ZM15 234V233H14ZM14 234H12L14 236ZM20 234V233H18ZM117 234V233H116ZM170 234V233H169ZM180 234V232H179ZM183 234V233H182ZM181 234V235H182ZM233 234V233H232ZM2 235V234H1ZM11 235V233H10ZM32 235V234H31ZM123 235V234H122ZM133 235V234H132ZM156 235V234H155ZM3 236V235H2ZM28 236V235H27ZM61 236V235H60ZM74 236V235H73ZM86 236V235H85ZM89 236V235H87ZM115 236V235H114ZM175 236V235H174ZM232 236V235H231ZM230 236V238H231ZM236 236V235H235ZM26 237V236H25ZM59 237V236H58ZM155 237V236H154ZM195 237V235H194ZM6 238V236H5ZM20 237H18L19 239ZM24 238V236L22 237ZM60 238V237H59ZM81 238V237H80ZM85 238V237H84ZM90 238V237H88ZM121 238V237H120ZM119 238V239H120ZM181 238V237H180ZM185 238V237H184ZM208 238V237H207ZM234 238V236L232 237ZM232 238L230 240H232ZM16 239V238H14ZM21 239V238H20ZM27 239V238H26ZM25 239V240H26ZM73 239V238H72ZM75 239H78L75 237ZM82 239V238H81ZM153 239V238H152ZM22 240V239H21ZM57 240V239H56ZM62 240V239H60ZM126 240V239H125ZM130 240V239H129ZM163 240V239H162ZM229 240V239H228ZM18 241V240H16ZM24 241V239L22 240ZM28 241V240H27ZM81 241L84 242L85 244V241L84 239H82ZM178 241V240H177ZM176 241V242H177ZM182 241V240H181ZM187 241V240H186ZM213 241V240H212ZM233 241V240H232ZM7 241H5L6 243ZM79 242V241H78ZM90 242V241H89ZM172 242V241H171ZM174 242V241H173ZM231 242V241H229ZM3 243V242H2ZM14 243V242H13ZM22 243V242H21ZM88 243V242H87ZM114 243V242H113ZM118 243V242H117ZM128 243V242H127ZM20 244V242H19ZM130 246H131V243H129ZM171 244V243H170ZM204 244V243H203ZM229 244V243H228ZM34 244H32L33 246ZM104 245V244H103ZM118 245V244H117ZM146 245V244H145ZM164 245V244H163ZM2 246V245H1ZM11 246V245H10ZM91 246V245H89ZM6 247V246H4ZM8 247V246H7ZM96 247V246H95ZM102 247V246H101ZM112 247V246H111ZM110 247V249H111ZM126 247V246H125ZM226 247V246H225ZM229 247V246H228ZM2 248V247H0ZM27 248V247H26ZM32 248V247H31ZM47 248V247H46ZM70 248V247H69ZM96 248H100V247H96ZM118 248V247H117ZM189 248V247H188ZM227 248V247H226ZM225 248V250H226ZM4 249V248H3ZM28 249V248H27ZM65 249V248H64ZM80 249V248H78ZM84 249V248H83ZM101 249V248H100ZM119 249V248H118ZM130 249V248H129ZM30 250V249H29ZM82 250V248H81ZM80 250V251H81ZM96 250V249H95ZM180 250V248H179ZM187 250V249H186ZM224 250V249H223ZM1 251V250H0ZM46 251V250H45ZM83 251V250H82ZM106 251V250H105ZM111 251V250H110ZM128 251V250H127ZM163 251V250H161ZM40 252V251H39ZM44 252V251H43ZM99 252V251H98ZM103 252V251H101ZM108 252V251H107ZM165 252V251H164ZM169 252V251H168ZM226 252V251H225ZM35 253V252H34ZM66 253V251H65ZM179 253V252H178ZM177 253V254H178ZM44 254V253H43ZM81 254V253H80ZM79 254V255H80ZM102 254V253H101ZM101 254H100V257H101ZM110 254V253H109ZM115 254V253H114ZM113 254V256H114ZM165 254V253H164ZM184 254V253H183ZM219 254V253H217ZM85 255V254H84ZM92 255V254H91ZM99 255V253H98ZM103 255V254H102ZM111 255V254H110ZM118 255V254H117ZM171 255V254H170ZM176 255V254H173V256ZM179 255V254H178ZM177 255V256H178ZM182 255V253H181ZM180 255V256H181ZM75 256V255H74ZM81 256V255H80ZM163 256V255H162ZM184 256V255H183ZM82 257V256H81ZM211 257V256H210ZM222 257V256H221ZM12 258V257H11ZM87 258V257H86ZM110 258V257H109ZM212 258V257H211ZM220 258V256H219ZM241 258V257H240ZM93 259V258H92ZM97 258L95 257V260ZM100 259V258H99ZM116 259V258H115ZM164 259V257H163ZM172 259V258H171ZM82 260V259H81ZM94 260V259H93ZM106 260V259H105ZM109 260V259H108ZM168 260V259H167ZM213 260V259H212ZM89 261H91L89 259ZM99 261V260H98ZM98 261L96 262V264L98 263ZM104 261V260H103ZM103 261L100 263L102 264ZM163 261V260H162ZM169 261V260H168ZM172 261V260H171ZM216 261V260H215ZM223 261V260H221ZM26 262V261H25ZM94 261H91V264H93ZM158 262V261H157ZM166 262V261H165ZM192 262V261H191ZM69 263V262H68ZM105 263H108V262H105ZM164 263V262H163ZM218 263V261H217ZM249 263V262H248ZM99 264V263H98ZM109 264V263H108ZM212 264V263H211ZM216 264V263H214ZM239 264V263H238Z\"/></svg>",
    "mask_w": 264,
    "mask_h": 264
}]
</instances>
